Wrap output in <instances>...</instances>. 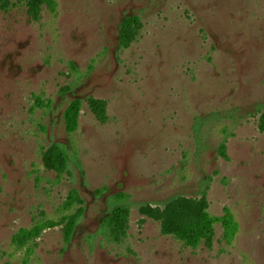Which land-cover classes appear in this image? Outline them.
<instances>
[{
  "label": "rangeland",
  "instance_id": "obj_1",
  "mask_svg": "<svg viewBox=\"0 0 264 264\" xmlns=\"http://www.w3.org/2000/svg\"><path fill=\"white\" fill-rule=\"evenodd\" d=\"M55 1L35 15L29 0H0V264H264V0ZM54 143L64 172L46 165ZM71 189L84 202L65 210ZM118 192L131 210L116 242L103 220ZM204 192L211 214L231 210L235 237L221 223L196 248L164 234ZM79 209L67 241L60 221ZM40 220L59 224L13 243Z\"/></svg>",
  "mask_w": 264,
  "mask_h": 264
},
{
  "label": "trees",
  "instance_id": "obj_2",
  "mask_svg": "<svg viewBox=\"0 0 264 264\" xmlns=\"http://www.w3.org/2000/svg\"><path fill=\"white\" fill-rule=\"evenodd\" d=\"M28 6L33 10L35 15L40 12L41 6H46L49 10L54 11L57 3L55 0H29ZM139 17L137 15H130L125 17L120 25L119 40L123 46H128L130 41L134 37ZM90 104L95 110L102 108L101 103L97 100L90 99ZM35 104L39 107H51V101H45L40 97L36 98ZM82 109V99L74 98L66 106L63 118L65 122V128L68 133L75 132L79 127V116ZM200 122L195 124L196 129L199 128ZM260 128L264 131V107L262 108V115L260 119ZM219 153L223 157H227L226 143L223 142L219 147ZM46 165L50 169H54L58 172H64L69 167V156L64 145L54 143L47 151L45 156ZM79 167L81 164L78 162ZM126 194L124 192H118L113 195L114 203L109 211L108 215L103 220V227L109 236L116 242L120 241L126 235L127 221L130 216V205L126 201ZM83 199L80 197L77 189H71L68 197L63 203L65 210L71 209L75 204L83 203ZM181 205V204H180ZM170 208L175 206V202L168 203ZM188 210L192 211V214L182 221L168 222L163 226V233L173 235L176 239L185 243V245L196 248L200 243L205 242L210 245L212 237L215 232V225L221 223L224 230V238L230 242L239 230V224L236 221L231 210L226 207L222 216H216L209 212V204L206 199V193H203V197L198 202L189 203ZM141 212L149 214V209L146 205L141 206ZM83 214V209H79L75 214L66 216L61 219V222H66L65 226V238L69 241L77 227L80 217ZM59 224L53 220H40L34 224L31 228H23L19 230L13 237V243L16 246L24 247L31 241L37 239L40 234L48 228H52ZM29 251H32L29 248Z\"/></svg>",
  "mask_w": 264,
  "mask_h": 264
}]
</instances>
